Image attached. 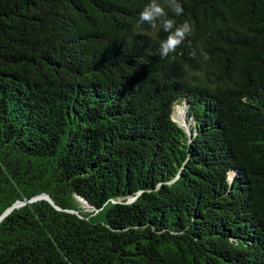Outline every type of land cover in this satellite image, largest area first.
Listing matches in <instances>:
<instances>
[{
	"label": "trees",
	"instance_id": "obj_1",
	"mask_svg": "<svg viewBox=\"0 0 264 264\" xmlns=\"http://www.w3.org/2000/svg\"><path fill=\"white\" fill-rule=\"evenodd\" d=\"M151 2L0 0V264H264V0Z\"/></svg>",
	"mask_w": 264,
	"mask_h": 264
},
{
	"label": "clouds",
	"instance_id": "obj_2",
	"mask_svg": "<svg viewBox=\"0 0 264 264\" xmlns=\"http://www.w3.org/2000/svg\"><path fill=\"white\" fill-rule=\"evenodd\" d=\"M169 7L176 16L183 13V8L179 3V0H169ZM164 16H166L164 7L161 6V4H158L156 0H152L150 5L146 6V8L140 13L139 21L141 23L148 22L153 28H156L157 18ZM162 27L164 31L169 33L168 38L160 44V55L163 57L174 52L192 32V27L188 22L177 25L175 20L171 18L163 19Z\"/></svg>",
	"mask_w": 264,
	"mask_h": 264
},
{
	"label": "water",
	"instance_id": "obj_3",
	"mask_svg": "<svg viewBox=\"0 0 264 264\" xmlns=\"http://www.w3.org/2000/svg\"><path fill=\"white\" fill-rule=\"evenodd\" d=\"M176 122H177V121H176ZM177 123H178V122H177ZM179 125H180L181 127H183L182 124L179 123ZM184 128H185V127H184ZM185 130H186V132H187V129H186V128H185ZM41 198H42V199H46V200H48L49 202L53 203L52 200H51V198H50V196L47 195V194H45V193H41V194H39V195H37V196L31 198L30 201L37 200V199H41ZM134 198H135V197L129 198V199L127 200V202L132 201ZM79 199H80L81 202H84L85 204H87L82 198H79ZM22 204H24V202H22V201H16L12 206H10V207H9V208L3 213V215L0 216V219H1L5 214H7L9 211H11L14 207H18V206H20V205H22ZM87 205H88V204H87ZM56 207H57V206H56ZM57 208H59V207H57Z\"/></svg>",
	"mask_w": 264,
	"mask_h": 264
},
{
	"label": "rangeland",
	"instance_id": "obj_4",
	"mask_svg": "<svg viewBox=\"0 0 264 264\" xmlns=\"http://www.w3.org/2000/svg\"><path fill=\"white\" fill-rule=\"evenodd\" d=\"M173 118L175 121L183 125L187 130L189 129V125L186 123V106L178 105L174 107ZM82 205L87 206L84 202Z\"/></svg>",
	"mask_w": 264,
	"mask_h": 264
},
{
	"label": "bare ground",
	"instance_id": "obj_5",
	"mask_svg": "<svg viewBox=\"0 0 264 264\" xmlns=\"http://www.w3.org/2000/svg\"><path fill=\"white\" fill-rule=\"evenodd\" d=\"M173 120H174V118H173ZM189 128V127H188Z\"/></svg>",
	"mask_w": 264,
	"mask_h": 264
}]
</instances>
